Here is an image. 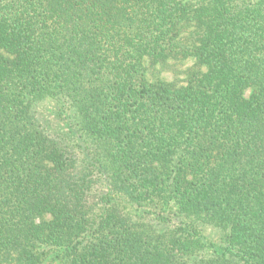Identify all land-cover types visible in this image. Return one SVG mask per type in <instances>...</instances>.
<instances>
[{"label": "trees", "instance_id": "1", "mask_svg": "<svg viewBox=\"0 0 264 264\" xmlns=\"http://www.w3.org/2000/svg\"><path fill=\"white\" fill-rule=\"evenodd\" d=\"M193 1L0 0V264H264V0ZM181 54L208 70L144 77V56ZM46 97L72 108L82 154ZM128 203L171 204L178 227ZM213 224L228 245L199 256Z\"/></svg>", "mask_w": 264, "mask_h": 264}, {"label": "rangeland", "instance_id": "2", "mask_svg": "<svg viewBox=\"0 0 264 264\" xmlns=\"http://www.w3.org/2000/svg\"><path fill=\"white\" fill-rule=\"evenodd\" d=\"M193 2L197 3V0ZM183 24L184 23H181L182 27L178 37L179 44L186 48H192L194 45H198L200 43L201 30L195 22ZM0 53L11 58L14 57V55L5 52L4 49H0ZM207 70V66L195 56L184 57L183 54L168 55L166 59L160 60L153 56L146 55L143 58V73L147 81L152 85H160L164 83L173 89L188 86L190 83L195 82L198 78L202 77ZM253 91V88L247 89L245 96L250 97ZM39 106L40 111L44 113L51 130L54 133L69 139L70 142L76 146L80 154H82V150L80 149L82 144L78 138L80 136H78V133L75 134V132L71 130L72 127L70 124L69 112L72 108L70 105L65 104L64 101L61 102L56 98L46 97L40 101ZM98 167L99 164H95L93 167L90 165L88 170L91 171L94 178L99 179L101 175ZM95 187L102 188L101 183L98 182ZM103 187L105 190H108L106 183ZM127 205L129 211H135L138 214L140 213L141 220L149 223L154 230H162L167 226L165 225V222H169L168 230L170 232L178 227V220L173 214V212L176 211V207L171 204L169 205L167 212L163 213L162 216H158V209L155 207H141L140 209H136V207H133L129 203ZM51 217L52 215L49 213L44 215V219L47 221H49ZM167 218H169V221H166ZM170 223L173 225L170 226ZM201 229L202 232L199 237L204 243V248L199 256L218 254L227 247V231H224L223 228L213 224L201 226Z\"/></svg>", "mask_w": 264, "mask_h": 264}]
</instances>
